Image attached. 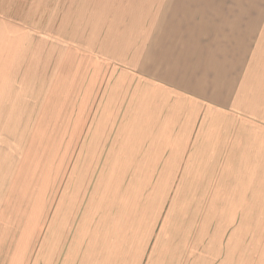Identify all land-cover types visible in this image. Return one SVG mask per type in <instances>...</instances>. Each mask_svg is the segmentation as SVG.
Segmentation results:
<instances>
[{
  "label": "rangeland",
  "instance_id": "1",
  "mask_svg": "<svg viewBox=\"0 0 264 264\" xmlns=\"http://www.w3.org/2000/svg\"><path fill=\"white\" fill-rule=\"evenodd\" d=\"M213 4L41 3L0 105V264H264V114L162 69ZM226 4L255 45L264 0Z\"/></svg>",
  "mask_w": 264,
  "mask_h": 264
},
{
  "label": "crops",
  "instance_id": "2",
  "mask_svg": "<svg viewBox=\"0 0 264 264\" xmlns=\"http://www.w3.org/2000/svg\"><path fill=\"white\" fill-rule=\"evenodd\" d=\"M54 1L0 0V105L8 97L9 65H21L24 45H34V34L38 45L40 18L45 16L41 14V3L50 19ZM210 1L214 4L207 18L202 16L204 6L192 7L191 12L195 11L191 19L193 32L183 35L184 39H191L192 45H169L168 55L174 57L162 69L175 74L176 87L183 91V96L200 99L214 107L255 97L251 105L257 107V113L264 114V43L261 39L264 18L257 22L255 45H247L246 41L242 45L241 40L231 45V36L227 38L224 33V28L234 21L226 18L231 5L226 4L227 0ZM242 1L247 0H239Z\"/></svg>",
  "mask_w": 264,
  "mask_h": 264
}]
</instances>
